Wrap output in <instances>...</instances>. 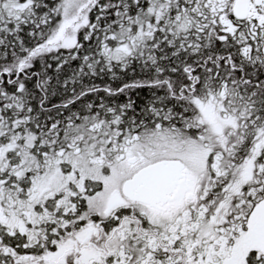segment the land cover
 <instances>
[{
	"label": "snow or ice",
	"instance_id": "snow-or-ice-1",
	"mask_svg": "<svg viewBox=\"0 0 264 264\" xmlns=\"http://www.w3.org/2000/svg\"><path fill=\"white\" fill-rule=\"evenodd\" d=\"M0 264H264V0H0Z\"/></svg>",
	"mask_w": 264,
	"mask_h": 264
}]
</instances>
